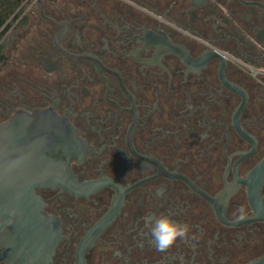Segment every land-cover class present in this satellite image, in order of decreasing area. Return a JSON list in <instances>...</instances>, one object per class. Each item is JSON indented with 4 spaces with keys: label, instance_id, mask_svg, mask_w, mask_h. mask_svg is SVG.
<instances>
[{
    "label": "flooded vegetation",
    "instance_id": "1",
    "mask_svg": "<svg viewBox=\"0 0 264 264\" xmlns=\"http://www.w3.org/2000/svg\"><path fill=\"white\" fill-rule=\"evenodd\" d=\"M25 5L0 42V126L18 112L56 114L71 127L72 151L56 157H71L77 184L97 182L36 190L59 242L50 260L27 263L264 256L245 183L264 160V0ZM162 213L197 239L157 252L144 217ZM0 264L21 263L0 245Z\"/></svg>",
    "mask_w": 264,
    "mask_h": 264
},
{
    "label": "water",
    "instance_id": "2",
    "mask_svg": "<svg viewBox=\"0 0 264 264\" xmlns=\"http://www.w3.org/2000/svg\"><path fill=\"white\" fill-rule=\"evenodd\" d=\"M70 125L51 112H18L0 126V245L21 264L35 255L50 260L59 242L53 217L46 215L37 189L62 187L73 192L77 184L68 167ZM66 159V161H64ZM253 221L264 222V160L246 177ZM247 264H264V256Z\"/></svg>",
    "mask_w": 264,
    "mask_h": 264
},
{
    "label": "clouds",
    "instance_id": "3",
    "mask_svg": "<svg viewBox=\"0 0 264 264\" xmlns=\"http://www.w3.org/2000/svg\"><path fill=\"white\" fill-rule=\"evenodd\" d=\"M163 194L162 187L156 190L157 196H163ZM144 222L149 231L151 243L159 253L168 252L178 241L188 242L197 239L192 233L190 224L174 220L168 214H149L144 217Z\"/></svg>",
    "mask_w": 264,
    "mask_h": 264
},
{
    "label": "trees",
    "instance_id": "4",
    "mask_svg": "<svg viewBox=\"0 0 264 264\" xmlns=\"http://www.w3.org/2000/svg\"><path fill=\"white\" fill-rule=\"evenodd\" d=\"M25 9V0H0V42L13 24H9L10 19L15 15L16 18L20 16ZM5 58L4 50L0 46V65L4 62Z\"/></svg>",
    "mask_w": 264,
    "mask_h": 264
},
{
    "label": "rangeland",
    "instance_id": "5",
    "mask_svg": "<svg viewBox=\"0 0 264 264\" xmlns=\"http://www.w3.org/2000/svg\"><path fill=\"white\" fill-rule=\"evenodd\" d=\"M26 1V0H25Z\"/></svg>",
    "mask_w": 264,
    "mask_h": 264
}]
</instances>
